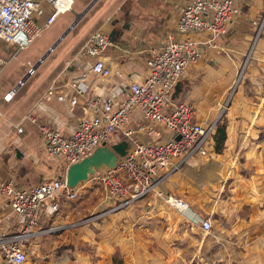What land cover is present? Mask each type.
I'll use <instances>...</instances> for the list:
<instances>
[{
  "label": "crops",
  "instance_id": "crops-1",
  "mask_svg": "<svg viewBox=\"0 0 264 264\" xmlns=\"http://www.w3.org/2000/svg\"><path fill=\"white\" fill-rule=\"evenodd\" d=\"M187 1L163 0L156 12L167 13L166 24L154 33L145 29V22L141 21L154 0L126 4L123 17L107 18L100 26L97 23L102 11L93 13L85 28L68 38L56 62L45 66L39 78L20 92L17 90L7 101L4 94L12 88L9 87L2 95L5 111H0L7 118L0 120V179L14 178L19 185H26L65 173L64 161L46 153L39 124L68 134L89 114L85 97H79L74 105L69 97L74 94L71 79L84 64V60L80 63L74 58L92 32L99 28L110 31L117 18L118 25L128 27L103 53L112 74L91 75L89 79L94 94L113 95L120 91L118 97L123 98L129 82L145 77L149 46L163 42L170 32L201 36L196 31L178 33L177 19ZM237 1L240 12L232 18L228 32L216 45L204 46L200 60L190 65L180 80L182 91L178 97L193 106L197 120L219 118L226 125L223 148L212 157L193 158L173 172L158 189L162 195L152 192L82 227H70L69 223L98 208L103 210L108 204L97 208L100 200L95 197V208L91 206V212L82 213L84 201L76 204L77 200L71 203L61 197L60 211L51 218L42 214L39 225L64 226L32 242L31 264H264V25L258 33L264 0ZM86 3L79 0L75 14ZM124 7L125 4L118 6L119 10ZM175 7L178 11L172 10ZM151 12L149 17L154 19ZM168 26L170 29L165 30ZM59 38L55 47L63 39L58 41ZM47 56L38 61L36 68ZM51 85H55L54 93L46 98ZM59 94L66 99L59 100ZM28 112L33 113L37 123L25 120L23 130L17 131L16 122ZM138 121L149 123L139 110L133 112L129 125L135 126ZM137 136L142 141L167 138L159 126L152 134L142 131ZM88 186L91 187L90 182ZM167 195L183 198L190 210L183 212L169 205L164 199ZM7 212L8 206L0 203V215ZM200 218L210 219L209 231L203 229ZM8 222L17 228L15 215ZM84 243L93 248L81 246Z\"/></svg>",
  "mask_w": 264,
  "mask_h": 264
},
{
  "label": "built area",
  "instance_id": "built-area-1",
  "mask_svg": "<svg viewBox=\"0 0 264 264\" xmlns=\"http://www.w3.org/2000/svg\"><path fill=\"white\" fill-rule=\"evenodd\" d=\"M74 0H0V68L6 63V48L16 46L14 55L28 45L49 27L60 13L71 10ZM67 6H64L67 4ZM44 4L51 6L46 12ZM240 12L237 0H188L180 9L176 28L179 34L196 31L201 36H177L170 32L163 42L149 46L145 57L147 72L141 80L128 84L125 97L93 93L90 91L91 75L107 77L112 74L103 53L112 44L109 30L99 28L92 32L87 42L75 56L77 62L84 60L83 68L71 79L74 94L69 97L72 105L79 97H85V108L89 114L66 134L48 124H39L44 138L46 153L64 161L67 167L94 152L104 143L112 145L123 139L129 147L119 156L114 166H106L101 173L96 170L88 179L75 187H69L65 173L39 183L19 185L14 178L0 179V203L8 206V212L0 215V254L3 264H31V244L38 235L53 233L64 225H39L42 214L54 216L60 211L59 200L78 199L80 190L91 186L102 188V197L97 207L108 204L103 210L83 216L69 223L70 227H82L120 209L152 192H158L160 185L175 171L196 157H212L215 153L213 134L219 118L199 121L193 106L174 98L176 84L188 67L200 60L205 45H216L229 30L232 18ZM45 16L42 21L40 17ZM264 25V16L258 33ZM30 63V61H29ZM244 62L237 82L246 67ZM36 64H30L27 76L35 72ZM25 79L10 88L4 99L10 101ZM55 85L46 93L50 98ZM59 100L66 96L59 94ZM139 110L148 120V125L138 121L130 126L133 112ZM25 120L37 123L32 112L26 113L16 122V130H23ZM159 126L166 133L162 140H140L138 132L148 135ZM179 136V137H177ZM66 172V170H65ZM165 201L179 210H190L186 200L167 195ZM17 217V228L9 226V220ZM204 230L212 227L209 218H200Z\"/></svg>",
  "mask_w": 264,
  "mask_h": 264
},
{
  "label": "rangeland",
  "instance_id": "rangeland-1",
  "mask_svg": "<svg viewBox=\"0 0 264 264\" xmlns=\"http://www.w3.org/2000/svg\"><path fill=\"white\" fill-rule=\"evenodd\" d=\"M78 1L79 0H74L71 10L66 11L64 13H60L57 16V18L55 19V21L49 27L45 28L41 32V34L38 35L28 45L27 48L21 50L16 55V57L14 55V50L16 49V46L8 47L9 50H7L8 51L7 55H5L7 62L3 64V66L0 70V111H3V112L5 111L4 107L2 105L3 93L9 87H13V86L17 85L18 84L17 82H19L18 81L19 78H24L27 75V70L30 67V64H34V65L37 64L38 61L41 60V57H43L46 54V52L56 42V40L60 37V35L62 33H64L65 30H67L69 28V26L71 25V23L75 20L76 14H75L74 10H76ZM90 1L91 0H86L87 3L82 7V9L80 11H78V13L82 12V10L84 8H86V6L90 3ZM162 1L161 0H154L152 9L151 10L148 9L149 11L148 10L144 11L145 17H143V19L141 21L145 22V29L153 30V32H151V33L161 31L163 29V25L166 24L167 13L166 12H158V11L156 12V10H160L159 6L162 5L161 4ZM135 3H136L135 0H97L93 4V6L81 17V19L69 30V32H67V34L63 37V39H65V40L62 39L60 41V43H58V45L55 47V49L51 50L48 53V56L45 58V60L42 61L37 66L36 73L30 74L25 79L24 83L19 86L18 91L20 92L21 90L25 89L33 79L35 80L36 78H39L41 76L42 71L44 70L45 66L50 65V64L53 65L56 62V60L60 57V50H61L62 46L66 43L68 38L71 37L72 35H75L76 32H80L81 30H83V28H85V26L87 24V21L89 20V17L91 15H93V13H97L99 11H102L100 17L98 18V23H97L98 26H100V25H102V23L105 20H107V18H111V17L113 18V16L123 17L124 16V10H125V8H127L126 4L133 5ZM121 4L122 5L125 4V7L123 8V10H119V8H118V6H120ZM44 8H45L46 12L51 11L50 5L44 4ZM175 9H176V11H178L176 7L173 8L172 10L175 11ZM150 11H152L151 15L154 14V19L149 17ZM44 18H45V16L40 17L39 21H42ZM61 29H63L62 33L59 34L57 37H55ZM168 29H170V26L165 28V30H168ZM48 45H50V46L48 47ZM29 61H30V63H29ZM240 72H239V74H240ZM238 77H239V75H238ZM3 119L7 120V118L4 115L0 114V120L3 121ZM104 169H105V167L102 169H98V170H99V172L102 173L104 171ZM99 188H97V186H91L89 188V191H85V193H83L84 190L81 189L80 193H83V194H81V197H79L78 199L62 198V200H68V202H71V203H74V201L77 200L76 204H79L78 202H80V201H84L82 204V205H84L83 206L84 210L81 207L80 212H82V213L88 212L89 213L92 211V210L88 211L89 207L92 206L93 209L95 208L94 198L97 197V198H99V200H101L102 196H99V194H101L102 191ZM96 189H98V191H96V193H92ZM98 209L95 211L93 210L88 215H90L92 213H96L98 211ZM88 215H86V216H88ZM49 218H51V217L49 216ZM46 235H49V233L45 234V235H38V236H36V238H33V239L36 241H39L41 238H43ZM85 244L86 243L81 244V246H84L85 248H90V249L93 248V247L87 246ZM85 248H80V249H85Z\"/></svg>",
  "mask_w": 264,
  "mask_h": 264
},
{
  "label": "water",
  "instance_id": "water-1",
  "mask_svg": "<svg viewBox=\"0 0 264 264\" xmlns=\"http://www.w3.org/2000/svg\"><path fill=\"white\" fill-rule=\"evenodd\" d=\"M97 0H91V2L84 8V10L80 13H76L75 20L71 23L69 28L65 30V32L60 36L59 40L64 37L67 32L81 19V17L91 8V6ZM120 22L119 18L112 21V29L110 30V39L112 42H117L119 38L125 34L126 30H128L127 25H118ZM57 44L55 42L48 52L41 57L43 59ZM27 75L23 78L26 79ZM182 91V82L178 81L176 84V90L173 94L174 98H178L180 92ZM179 137V136H177ZM129 147L128 141L123 139L119 142L113 143L112 145H107L104 143L102 146L97 147L93 153L86 156L82 160L70 164L65 172V180L69 187H75L82 181L88 179L89 175L94 173L98 169H102L106 166H114L115 161L119 156H123L126 154L127 149Z\"/></svg>",
  "mask_w": 264,
  "mask_h": 264
},
{
  "label": "trees",
  "instance_id": "trees-1",
  "mask_svg": "<svg viewBox=\"0 0 264 264\" xmlns=\"http://www.w3.org/2000/svg\"><path fill=\"white\" fill-rule=\"evenodd\" d=\"M227 136L226 125L220 121H217L216 129L213 134L214 138V150L220 151L223 148ZM92 223V222H91ZM90 224V223H89Z\"/></svg>",
  "mask_w": 264,
  "mask_h": 264
},
{
  "label": "bare ground",
  "instance_id": "bare-ground-1",
  "mask_svg": "<svg viewBox=\"0 0 264 264\" xmlns=\"http://www.w3.org/2000/svg\"><path fill=\"white\" fill-rule=\"evenodd\" d=\"M68 5V3L67 4H65L64 6H67Z\"/></svg>",
  "mask_w": 264,
  "mask_h": 264
},
{
  "label": "flooded vegetation",
  "instance_id": "flooded-vegetation-1",
  "mask_svg": "<svg viewBox=\"0 0 264 264\" xmlns=\"http://www.w3.org/2000/svg\"><path fill=\"white\" fill-rule=\"evenodd\" d=\"M126 25V24H125Z\"/></svg>",
  "mask_w": 264,
  "mask_h": 264
}]
</instances>
